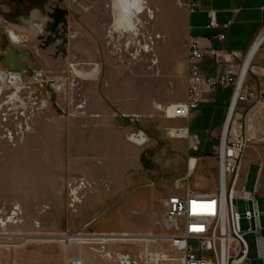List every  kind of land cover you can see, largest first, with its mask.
Returning a JSON list of instances; mask_svg holds the SVG:
<instances>
[{"label": "rangeland", "instance_id": "1", "mask_svg": "<svg viewBox=\"0 0 264 264\" xmlns=\"http://www.w3.org/2000/svg\"><path fill=\"white\" fill-rule=\"evenodd\" d=\"M57 2L50 0L48 5H60L62 8L58 9L64 10L60 17L45 13L50 21H58L57 36L56 33H49L46 27L39 32L35 28L10 24L0 15V37L6 32L18 33L35 59V65H31L33 73H24L21 78L20 91L16 89L15 79L10 73L8 86L0 92V250H3L0 251V264H10V256L5 252L11 253L34 243L27 242L28 238L169 234L164 209L168 197L183 193L187 187L209 191L218 189L217 182L192 178L193 173L189 170L193 158L188 159L186 174L177 165V172L174 168L171 173L167 172L164 164L170 158L173 160L174 156L167 155L165 150L171 140L183 133L179 129H184L186 137V128L175 125L190 122L193 126L197 123L203 126V146H207L208 152H215L218 143L213 139L220 121L221 103L225 96H230L231 90L220 88L217 94L219 106L204 103L198 112L202 115L192 111L191 119L187 121L166 117L164 109L175 104L162 102H158L155 115L141 112L126 117L102 93L109 82L112 85V81L126 75L138 81L136 85L141 92H152V95L149 93L152 100L142 102L143 109L160 94L152 91H158L159 86L151 81L162 76L158 56L164 53L166 25L170 23L172 8H159L157 1L145 3L147 10L139 17L138 33L133 36L116 26L121 17L117 0ZM19 37L12 34L15 42H21ZM263 48L253 61L252 69L259 67L264 70V58H261ZM0 69L10 71L4 69L1 63ZM35 77L44 81L52 93L47 103L40 90L31 89L36 82ZM247 83L256 95H261L264 73L249 71ZM178 88L183 89L180 85ZM172 89L170 84L169 90ZM102 106L106 113L115 117L119 129L132 128L130 141L144 148L141 160L146 172L142 174V180L113 195L109 194L113 189L105 180L108 172L104 151L99 149L93 157L86 154V150L90 151L88 141L91 138L89 140L86 135L91 128L89 122L92 117L100 116ZM171 129L175 138L170 136ZM184 139L190 144L188 138ZM78 150L81 154L77 153ZM190 150L191 154H196L198 146L197 150ZM256 160L264 166V141L252 143L244 156L241 177L247 195L255 193L259 172ZM92 175L100 181L98 184L91 178ZM188 175L191 177L188 178ZM103 193L106 195L103 196ZM103 199L102 204L87 211L86 215L94 213L90 230L115 232H90L87 226L76 232H54L59 230V226L64 230L69 215L82 211L89 200ZM257 201L264 228V172ZM235 206L241 216L251 209V203L243 199H236ZM152 221V230H149L148 225ZM254 228L253 223L244 218L241 220L252 264H264L259 259L257 237L252 231ZM117 249L123 253L130 250L125 246ZM69 261L72 264L74 260Z\"/></svg>", "mask_w": 264, "mask_h": 264}, {"label": "crops", "instance_id": "2", "mask_svg": "<svg viewBox=\"0 0 264 264\" xmlns=\"http://www.w3.org/2000/svg\"><path fill=\"white\" fill-rule=\"evenodd\" d=\"M157 2L159 8H172L173 10L170 23L166 25L167 39L164 45V53L161 57L158 56L162 76L159 79L151 81V83L159 86L158 91L157 89L152 91L156 94L159 92L160 94L155 97V101L153 100L150 105L147 104V107L143 109L142 102L145 99L151 101L152 98L149 96V93L152 95V92H141L136 85L138 81L134 77L126 75L119 77L117 81H112V85L109 82L107 88L105 87L102 90L104 96L126 117L136 116L141 112L155 115L158 102L165 104H180L185 102L188 84L187 40L189 36L197 38L198 45L202 50L213 49L245 54L251 49L264 23V0H198L199 7L195 13H189L185 7L171 0H159ZM149 11L151 12L152 10L149 9ZM210 12H215L217 27L212 28L210 26ZM221 36H225V38L222 40ZM159 38L160 36L157 37V39ZM262 45L264 46V42ZM262 45L258 49V53L263 48ZM262 51L261 58H264V48ZM252 63L251 70L257 69L258 71H262L259 67L252 69ZM201 69L202 75L205 78L216 77L218 74L217 65L210 57L204 59ZM170 84L173 85L172 91L169 90ZM179 85L183 89H179ZM224 89L231 90V94L230 96H225L221 103L220 121L216 125L215 138L213 139L218 143L216 145L217 150L213 153L208 152L207 146H203L201 134L204 129L199 123L194 126L190 122L175 125L188 130V139L190 142L195 141L198 144V152L191 154L189 141L184 138H175L171 133L170 136L175 139L170 141L165 151L167 155L173 154L174 157L173 160L170 158L164 164L167 172L171 173L172 168H174V172H177L178 169L176 170L175 168L177 165L186 174L189 163L188 159L193 158L192 168L189 170L190 173H193L192 178L196 177L202 182L213 181L218 183L219 164L217 153L233 94L232 87ZM218 92L219 89L216 92H206L200 106L192 111H195L197 115L200 114L198 113L199 109L204 103L219 106L220 99L217 96ZM98 109H100V106H98ZM104 109V106H102L100 116L92 117L89 122L91 128L86 135L88 139L91 138L88 141L90 145H88V149L90 151L86 150V154L88 157H93L99 149L104 151L107 158L105 165H107L106 170L108 172L105 180L108 181L110 188L113 189L109 194L113 195L120 190H127L131 186H134L137 180H142V174L146 172L143 169L141 160L144 148L130 141L132 138V128L119 129L115 117L106 113ZM172 113H175V111L171 110L170 115ZM202 146L203 148L201 149ZM92 151L93 153H90ZM77 153L81 154L80 150ZM209 158L213 160L207 161ZM256 163L259 165L257 160ZM86 173L89 174L88 171ZM88 174L87 176H89ZM91 178L96 180L97 184L100 182L93 175ZM192 189L194 188L192 187ZM194 190L215 192L202 189ZM102 195L106 194L103 193ZM103 201L104 199L101 201L89 200L83 205L82 211L69 215L64 229L67 231L64 232L61 226H59V230L54 232L56 234L76 232L85 226H87L90 232H115L114 230H90L91 224L94 221V213L86 215L87 211L91 210L93 206H99ZM60 218L62 219V217ZM152 223L153 221L148 225L149 230H152ZM0 251L3 252V250ZM5 253L10 256V264H71L69 260L78 259L81 260L82 264H117L99 256L87 246L77 244L65 246L58 242H34L11 253Z\"/></svg>", "mask_w": 264, "mask_h": 264}, {"label": "built area", "instance_id": "3", "mask_svg": "<svg viewBox=\"0 0 264 264\" xmlns=\"http://www.w3.org/2000/svg\"><path fill=\"white\" fill-rule=\"evenodd\" d=\"M149 1L159 0H146V4ZM171 1L185 7L189 13H195L199 7L198 0ZM210 16V26L217 27L215 12H210ZM263 34L264 23L251 49L245 54L202 50L197 38L189 36L186 100L164 109L169 119L188 120L191 111L202 103L206 92L233 88L217 153L218 189L215 192H204L187 187L183 193L168 197L164 209L169 234L74 235L79 238L76 243L89 247L99 256L117 264H252L249 246L241 229V220L244 218L255 226L252 231L257 237L259 259L264 261V228L257 201L264 166L259 165L255 193L252 195L246 194L241 177L246 150L252 143L264 141V91L256 95L249 87L247 78L240 84L246 57ZM220 38L223 40L225 36ZM206 57L215 61L218 68L216 77H203L201 64ZM171 110L175 113L170 115ZM231 110L233 112L230 117ZM179 132L183 133L176 138H188V130L186 137L184 129H179ZM197 146L195 141L190 142L191 149L197 150ZM177 187L181 188L180 185ZM236 199L251 203V209L244 216L235 206ZM124 246L130 249L128 253L117 249ZM72 264L82 262L74 260Z\"/></svg>", "mask_w": 264, "mask_h": 264}, {"label": "bare ground", "instance_id": "4", "mask_svg": "<svg viewBox=\"0 0 264 264\" xmlns=\"http://www.w3.org/2000/svg\"><path fill=\"white\" fill-rule=\"evenodd\" d=\"M138 2H139V0H117V3L119 4V7H120L119 9L121 11V17H120L119 21L117 22L116 26L118 29H121L125 33H132L133 36L137 35V33H138L139 17L141 15L145 14L147 7H145V5H143V10L139 11V12H137L135 8H130L128 13L124 12V7L130 6L133 4H137ZM35 19H38L41 22L44 21V19H42L40 17H36ZM30 22L31 21L29 20V22L26 24L28 27H30ZM129 24H134L135 29L130 30L127 27ZM36 27L38 29H41L40 25H38V24L36 25ZM263 42H264V34L255 42L253 49L251 50V52L246 57L245 64H244L243 69H242L240 84H242L243 81L247 78V73L250 71L251 63H252L254 57L256 56V54L258 53V49L261 47ZM19 43L20 42H17V44H19ZM18 46L20 47V45H18ZM146 49L148 50L149 47L147 46ZM23 57H25L27 61H25L23 59ZM28 61L32 62V63L35 62V59L33 58V54L29 50H21L20 53L13 50V49L9 50V52L6 55V60H5L4 64H5L6 69H9V70L11 69V70L9 72H4V70L0 69V92H2L3 89L8 86L7 81L9 79L10 73L13 75V80H14V77H18V79H15V85H16V89L18 91L21 90L20 81H21V78L24 76L23 73L24 72L30 73V74L33 73V69L31 70V68L29 67L30 65H29ZM256 73L260 74V73H262V71H257ZM34 79L36 82L33 83V87L31 89L40 90L41 93H43L45 96L44 97L45 103H47V100L50 99V95H52V93H50V91L47 88L44 81L39 80L38 77H35ZM16 97L19 98L17 95H16ZM232 110L230 112V117H231L232 112H233ZM171 131H172V129L170 130V135H171ZM193 160L194 159L190 160L191 168H192ZM75 197L78 198V194H76ZM77 239H79V238H76L75 236L70 237V235H67V236H64L62 238H55V239L28 238L27 242H49V243L50 242H58V243L64 244L65 246H69L70 244L76 243Z\"/></svg>", "mask_w": 264, "mask_h": 264}, {"label": "flooded vegetation", "instance_id": "5", "mask_svg": "<svg viewBox=\"0 0 264 264\" xmlns=\"http://www.w3.org/2000/svg\"><path fill=\"white\" fill-rule=\"evenodd\" d=\"M49 1L50 0H0V15H2L6 22L10 24L25 26L29 29L35 28L39 32H42L43 28L46 27V30L49 33L55 34L57 32L56 28L58 26V21H50L45 13H48L51 17H60L64 13V10H59L58 8L62 7L57 4L48 5ZM58 2H61V0H58ZM47 8H49V12H47ZM34 9H36V11H33ZM36 17H40L44 19V21L41 22L38 19H35ZM29 20L31 21L30 27L26 25ZM37 24L40 25V30L36 27ZM14 33L16 32H6L5 34H3V36L0 37V49L3 51V54L0 55V63L4 69H6L4 62L6 60V55L9 50L13 49L19 53L21 52V50H27V46L24 44V39H21L18 33H16V35L20 38L21 42L19 41L20 43L17 44V42L12 39V34ZM18 45H20V47ZM23 59L27 61L25 57H23ZM28 63L30 65V68L31 65H35L34 62L32 63L28 61Z\"/></svg>", "mask_w": 264, "mask_h": 264}, {"label": "clouds", "instance_id": "6", "mask_svg": "<svg viewBox=\"0 0 264 264\" xmlns=\"http://www.w3.org/2000/svg\"><path fill=\"white\" fill-rule=\"evenodd\" d=\"M146 3V0H139V2L137 4H133L130 6H125L124 7V12L128 13L130 8H135L137 12L142 11L143 10V5ZM130 30H134L135 29V25L134 24H129L127 26ZM13 39L15 40L16 38L13 37ZM14 79H18V77H14Z\"/></svg>", "mask_w": 264, "mask_h": 264}, {"label": "water", "instance_id": "7", "mask_svg": "<svg viewBox=\"0 0 264 264\" xmlns=\"http://www.w3.org/2000/svg\"><path fill=\"white\" fill-rule=\"evenodd\" d=\"M31 56V55H30ZM27 74H30V73H27ZM263 235H264V232H263Z\"/></svg>", "mask_w": 264, "mask_h": 264}]
</instances>
